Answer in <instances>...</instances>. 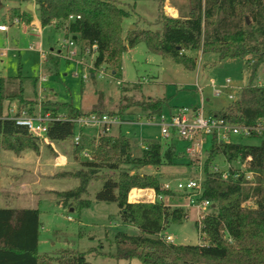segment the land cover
I'll return each instance as SVG.
<instances>
[{
    "label": "trees",
    "instance_id": "1",
    "mask_svg": "<svg viewBox=\"0 0 264 264\" xmlns=\"http://www.w3.org/2000/svg\"><path fill=\"white\" fill-rule=\"evenodd\" d=\"M35 4L42 28L56 25L63 29L66 37L71 35L73 41L82 42L92 50L93 71L103 65L111 66L113 74L120 76L122 54L140 42L150 53L168 57L188 70L194 69L195 61L186 55L187 51L215 54L219 61L241 59L248 83L241 88L236 100L207 115L230 124L264 126V86L252 85L255 72L264 61V0H187L185 18L160 14L157 18L160 31L136 29L125 34L122 25L135 13V3L129 7L120 0H35ZM9 13L11 23L14 19L26 25L31 22L26 10L15 7ZM13 101L27 106L29 111L36 106V101L23 98L19 76L0 77V106ZM131 106L144 112L147 119L158 117L163 111L162 101L149 98ZM100 107V98L87 112L68 103L53 102L48 108L43 104V110L49 111L53 118L47 126L46 138L53 142L69 141L75 155L85 150L89 152L88 158L79 160L77 170L61 174L76 179L78 185L54 192L58 205L78 211L88 208L90 201L82 197L88 184L99 180L101 188L95 200L116 203L121 221L139 232L136 236L117 232L112 241L113 258L135 259L140 264H264V132L248 137L260 138L258 145L218 143L215 137L211 138L203 163L201 196L211 207L194 223L204 243L177 245L160 236L169 224H180L187 219L188 213L183 208L170 207L158 200H128L133 189H152L156 195L170 194L160 189L161 176L138 170L176 165V147L171 142L165 147L148 143L141 156L133 157L131 142L121 133L102 134L89 141L80 129V140L74 143L73 119L100 113L120 117L129 105L108 113L101 112ZM60 108L64 109L63 119L59 117ZM171 112L169 109V114ZM11 116L9 112L3 115L0 108V152L9 151L16 156L24 151L37 152V137L16 125ZM216 156H222L227 162L237 161L244 167L229 169V178L224 180L219 172L213 171ZM104 170L108 173H102ZM247 172L251 173V181L245 179ZM39 228L38 209L0 207V264H91L86 260L89 251L67 248L53 256L40 255Z\"/></svg>",
    "mask_w": 264,
    "mask_h": 264
},
{
    "label": "rangeland",
    "instance_id": "2",
    "mask_svg": "<svg viewBox=\"0 0 264 264\" xmlns=\"http://www.w3.org/2000/svg\"><path fill=\"white\" fill-rule=\"evenodd\" d=\"M26 4L32 0H25ZM123 4L135 3L134 11L123 22V34L129 30L149 29L160 31L158 15L170 18H185L188 14L187 0H120ZM25 2L20 0H0V24L8 25L10 22L9 10L18 7L23 10ZM125 6V7H126ZM32 20H37L36 11L29 12ZM23 22L9 25L8 31L0 33V77L19 76L23 98L36 101V106L29 111L27 106L18 104L15 114L25 112L27 115L49 114L43 110V104L51 107V103H68L83 111H89L91 106L101 99V112L118 111L119 108L129 105L118 118L125 123L113 126L109 136L121 133L131 142L130 153L139 157L148 143H157L167 146L169 138L160 134L157 125V116L147 119L144 112L133 105L134 102L147 100H160L163 102L162 114L169 115L174 108H199L204 114L219 111L232 100H236L239 91L248 83L245 75V65L241 59H224L219 61L215 54H202L198 51H187L186 55L195 61L193 70L185 69L181 64L175 63L168 57L150 53L143 42L126 51L121 57L120 76L113 74L111 66H102L100 70H92L94 53L84 43L73 41L71 35L65 36L63 29L56 25L47 26L38 32L37 28ZM73 41L72 46H67ZM32 48V49H30ZM76 55H70V52ZM44 53V56L40 54ZM198 80L202 92H198L193 84ZM213 80L219 93L208 85ZM229 80L228 88H224L225 81ZM264 84V61L257 68L252 79V85ZM231 95L233 99H229ZM2 113L7 104L0 106ZM63 108L58 110L59 117L64 115ZM63 113V114H62ZM130 121V122H126ZM83 134L94 135L92 128H82ZM75 125V133H78ZM97 136L87 137L89 141ZM39 149L42 151L43 166L39 173H33V164L27 172L21 174L27 182V188L37 175L41 179L42 190L36 194L34 202L39 211V247L40 255L53 256L61 249H72L79 252H90L86 260L91 264H140L138 260H117L114 254L113 237L117 232L130 236L139 234L136 227L121 221L116 203H105L95 200V194L101 188V181L92 180L87 186L83 199L90 201L88 208L79 211L72 207L58 205L54 192L69 190L77 187L78 181L63 177V172L75 171L79 168V160L86 159L81 153L75 155L69 141L63 143V148L69 152L68 162L56 164L51 168L53 160L56 161L54 151L59 145L47 143V139L37 138ZM233 143L258 145L260 138L233 136ZM176 165L145 167L139 173L158 174L162 186L167 183L172 192L174 202H186L185 195L177 193L176 183L188 178L204 180L203 163L205 158L196 159L185 155L183 143L175 138ZM210 137H203V153L210 150ZM61 148V147H60ZM59 148V149H60ZM69 149V150H68ZM71 150V152H70ZM29 151L33 153H38ZM26 152V151H25ZM20 155V154H19ZM3 157L5 155H2ZM200 161V162H198ZM57 162V161H56ZM55 164V163H54ZM230 167L237 169L238 162H229ZM217 167L220 172L228 170V162L222 156H216L212 168ZM102 173H108L104 170ZM251 181V177L249 179ZM48 187L59 190H47ZM161 189V188H160ZM129 194L128 200H132ZM158 196L166 198L161 192ZM28 197V196H26ZM30 198V197H29ZM27 201V200H26ZM179 203V204H180ZM21 205H29V202ZM33 205V204H31ZM184 209L189 211L187 219L180 224H169L163 231L169 235L172 242L177 245H199L204 243L203 237L197 232L194 223L197 216H201L195 208ZM68 217L70 220H68Z\"/></svg>",
    "mask_w": 264,
    "mask_h": 264
},
{
    "label": "built area",
    "instance_id": "3",
    "mask_svg": "<svg viewBox=\"0 0 264 264\" xmlns=\"http://www.w3.org/2000/svg\"><path fill=\"white\" fill-rule=\"evenodd\" d=\"M78 18V17H77ZM71 19V17H70ZM12 23H18L17 19H14ZM8 30V25L0 24V32ZM73 41H69L67 46H72ZM44 56L43 52H40ZM70 55L75 56L74 52H70ZM230 84L229 80L225 81L224 88H228ZM208 85L212 87L216 93H219L213 80H209ZM256 86L263 87L264 84L257 83ZM193 87L202 92V87L199 85L198 80L195 81ZM229 99H233L231 95ZM11 118L18 126L25 127L27 131L34 137L42 138L46 140L47 126L53 121V118L49 114L27 115L25 112H21L19 115L13 114ZM152 118V117H151ZM150 118V119H151ZM158 118L157 125L160 128V134L165 138L175 136L179 140L185 142V153L188 157L202 159L205 158L207 153H203V137L210 136L215 137L218 143H229L233 136L249 137L252 133L259 134L264 132V126L257 124L255 126H244L238 124H230L210 117L204 114L199 108L179 107L175 108L168 116L161 114ZM63 119V116L60 117ZM72 122L78 127V129L92 128L96 131L95 135L109 134L113 126H120L125 123L117 116H111L105 113L83 115ZM80 140L79 132L73 138L74 143H78ZM84 157H87V152L81 153ZM248 160V159H247ZM200 162V161H198ZM228 170L220 172L217 167L213 168L214 172H219L222 179L229 178V169L242 170L244 164L238 162V168L234 169L230 167L228 162ZM237 173L234 174V177ZM251 173H245V179L249 180ZM202 182L200 179L188 178L185 180H179L176 183L177 193L185 195L187 208H195L201 216H197V220L200 219L205 213H207L211 207V203L207 200H203L202 196ZM162 190L174 193L170 189V185L165 183L161 186ZM130 192V202H136L139 200L145 202H154L155 200L163 202V197L155 194L152 189L137 190L133 189ZM130 194V193H129ZM129 198V195H128ZM68 219H70L68 217ZM166 242H172V238L169 235L160 236Z\"/></svg>",
    "mask_w": 264,
    "mask_h": 264
},
{
    "label": "crops",
    "instance_id": "4",
    "mask_svg": "<svg viewBox=\"0 0 264 264\" xmlns=\"http://www.w3.org/2000/svg\"><path fill=\"white\" fill-rule=\"evenodd\" d=\"M25 4H26V2H25ZM29 4L32 5L31 10L26 9L27 5H29ZM35 5H36L35 0H32L31 3H28L25 5L23 10H26L28 12L36 11V13H37V9L34 8ZM29 15L31 17V22H30L29 26H31L32 28L34 26L39 27V28H37V30H38V32H40L41 29H43V28L41 27V25L39 23L38 14H37V20L36 21L32 20L31 14H29ZM11 24H13V23H11ZM11 24H8V27ZM50 26H52V25H50ZM33 30H34V28H33ZM7 31H5V32H7ZM5 32H0V33H5ZM30 49H32V48H30ZM2 78H4V77H2ZM17 105L18 104L16 101L9 103V105H7V108H6L7 110L2 114L5 115L6 112H9L11 115L15 114L14 110L16 109ZM35 115H38V114H34V116ZM126 122H130V121H126ZM83 135H85V137H94L95 136V134L94 135L83 134ZM208 137H210V136H208ZM175 138H176L175 136H171L169 138V142H171L173 144L172 141ZM211 138L212 137H210V140H211ZM180 141L183 143L184 148H185L186 147L185 142H183L182 140H180ZM47 143H50L52 145L54 143L56 145H59V148L61 147L60 149L57 147V149H55V151H54L55 159L57 162L55 160H53V163L51 164V168L56 169L55 165L56 164L61 165L62 161H65V160H66V164H68V165L70 164L68 162L69 152L63 148L64 142H53V141H50L47 139ZM70 152H71V150H70ZM2 155H5V156L3 157ZM185 155H186V153H185ZM42 159H43L42 158V151L40 149H39L38 153H33V152H29V151L25 152L24 151V152L20 153V155H18V156L14 155L13 153H11L9 151H1L0 152V207L1 208H14V209L33 208V209H38L36 207V205L38 203L36 201L34 202L33 199H35L36 194L37 195L40 194L41 190L43 189L42 184H41V179L38 178V176L36 175L35 178H33V180L30 181L31 185H29V188H27V182L24 181V178L21 177V174L26 173L28 166L30 167L32 164L34 166V167H32L33 173H37V172L39 173V171L41 170V168L43 166ZM47 190L52 191V190H56V189L48 187ZM56 191H59V190H56ZM26 196H28V197H26ZM27 202H29V205H27V206L21 205V204L27 203ZM163 203L170 206V207H181L183 209H189L185 206V201L183 203L178 202V204H176L174 202L173 198L168 197V196H166V198L163 199ZM31 204H33V205H31ZM187 213H189V211ZM68 220H70V219H68ZM39 222H40V217H39ZM38 247H39V239H38Z\"/></svg>",
    "mask_w": 264,
    "mask_h": 264
},
{
    "label": "water",
    "instance_id": "5",
    "mask_svg": "<svg viewBox=\"0 0 264 264\" xmlns=\"http://www.w3.org/2000/svg\"><path fill=\"white\" fill-rule=\"evenodd\" d=\"M34 8H35V9H38V5H35ZM26 9H27V10H31V9H32V5H30V4L27 5V8H26ZM246 22H248V20H246Z\"/></svg>",
    "mask_w": 264,
    "mask_h": 264
}]
</instances>
